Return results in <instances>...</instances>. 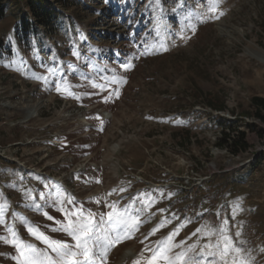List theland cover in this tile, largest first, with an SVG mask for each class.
Instances as JSON below:
<instances>
[{"label": "rangeland", "instance_id": "1", "mask_svg": "<svg viewBox=\"0 0 264 264\" xmlns=\"http://www.w3.org/2000/svg\"><path fill=\"white\" fill-rule=\"evenodd\" d=\"M49 1L59 25L31 28L24 0L0 20V264L74 246L61 207L94 216L89 247L107 244L106 264H147L161 245L211 264L224 236L264 264V126L250 116L264 99V0ZM223 132L249 148L232 154ZM58 190L73 203L53 205ZM109 204L139 216L131 238L117 240Z\"/></svg>", "mask_w": 264, "mask_h": 264}, {"label": "snow or ice", "instance_id": "2", "mask_svg": "<svg viewBox=\"0 0 264 264\" xmlns=\"http://www.w3.org/2000/svg\"><path fill=\"white\" fill-rule=\"evenodd\" d=\"M60 86L57 84V91H60ZM121 191H124L123 189ZM145 196L147 194H144ZM137 199H140L139 197ZM72 204L73 201L67 198V194L62 191H57V199L53 201V205L55 204H63V203ZM37 211H40L41 205H35ZM107 207L110 211L106 214L107 221L112 223L114 226H119L116 228L117 232V240L121 237L123 238H131L132 233L137 231L140 224V219L138 215H132L125 210L121 212L114 204H109ZM65 218V224L60 229L64 233H66L73 241H75L74 246H70L67 243L62 242H52L49 244L52 252L55 253L57 259H53L52 257H46L50 260V264H96V261L99 260L100 264H106V248L107 244L104 245V249H102L99 253H95L93 248L89 247V242L92 241V237L94 234V224L95 218L89 213L87 216H84L80 213H72L71 209L65 211L63 207L59 209ZM163 211V210H161ZM47 219L52 220L53 217L48 216L47 212L43 213ZM103 220V216L101 217ZM28 231L32 234L36 239H43V234H38L37 230L33 229L31 226L28 227ZM159 231V229H156ZM200 231V229H197ZM178 231L174 232L171 236H169V241L173 239L175 235H178ZM143 243V242H142ZM14 247H17L20 251V255L22 257L25 256V252L34 253L36 255H40L36 249H33L31 245H18L13 244ZM95 247V244L93 245ZM205 249H212L214 246L209 243L206 244ZM216 252H211L210 255L213 256V260L211 264H215V256L218 252L220 264H229L228 257L233 255V251L236 253L235 258L232 260V264H247V262L240 257V249L234 248L232 242L227 236L223 237V244L215 245ZM152 256L148 259L147 264H160V261H164L165 264H190V261L187 259L186 254L181 252L175 255V258H171L167 255L169 251H171L170 247L161 245L158 246L157 249L151 250ZM78 257H82L81 261ZM202 259V258H201ZM20 264H37L34 259H25L20 262ZM134 264H141L140 260L134 262ZM191 264H201V261L197 260L191 262Z\"/></svg>", "mask_w": 264, "mask_h": 264}, {"label": "trees", "instance_id": "3", "mask_svg": "<svg viewBox=\"0 0 264 264\" xmlns=\"http://www.w3.org/2000/svg\"><path fill=\"white\" fill-rule=\"evenodd\" d=\"M26 7L29 9V19L25 18V20H31L32 24H29L31 28L33 26L44 27L45 30L49 26L59 25L61 23V13L56 6L52 5V2L49 0H24ZM96 0H56V4L69 7V8H78L87 7L88 9L92 7L91 2H95ZM7 11L6 0H0V20H2ZM35 28V27H34ZM36 29V28H35ZM251 107L253 108V112L250 116L254 121L259 123L261 126H264V99L260 97H254L251 99ZM205 106L209 107L211 110L216 112H221L225 110L224 105L214 104V103H206ZM194 119H198V117L192 116ZM255 126V125H254ZM222 142L226 143L227 150H229L232 154H239L245 152L249 145L246 142V135L244 132H239L237 138L231 137L229 134L223 132L221 134ZM218 146L221 148L223 144L219 143ZM196 192H201L199 188H197Z\"/></svg>", "mask_w": 264, "mask_h": 264}]
</instances>
